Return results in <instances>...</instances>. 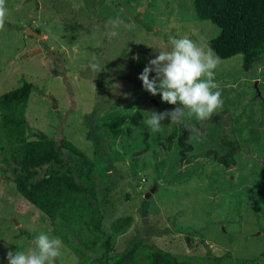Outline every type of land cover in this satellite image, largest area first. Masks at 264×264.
I'll list each match as a JSON object with an SVG mask.
<instances>
[{"label": "rangeland", "instance_id": "obj_1", "mask_svg": "<svg viewBox=\"0 0 264 264\" xmlns=\"http://www.w3.org/2000/svg\"><path fill=\"white\" fill-rule=\"evenodd\" d=\"M6 7L0 95L23 81L31 83L25 114L29 127L57 142L66 139L84 152L96 166L99 187L106 186L104 175L116 179L120 173L107 192L111 204L100 205L107 228L118 217H133L130 229L116 238L114 253L141 238L149 249L178 258L229 253L232 259L222 264H264V60L245 72L239 68L241 55L218 58L215 82L222 91V110L204 121L186 112L179 122L193 146L187 156L195 155L187 164L178 148L176 154L162 149L174 124L170 118L162 121L160 132L143 122L144 111L171 112L178 105L152 96L139 76L160 51L170 50V37L187 36L209 49L206 42L219 29L196 19L192 0H6ZM116 17L134 27H121L120 36L109 40L107 22ZM145 25L151 29L145 31ZM27 27L43 38L28 36ZM93 62L100 72L91 70ZM93 128L112 151L123 154L112 172L105 169L112 154L106 158L93 150ZM224 137L239 143L236 164L228 169L200 155L206 150L223 154ZM129 147L133 150L124 152ZM6 170L0 159V264H9L10 250L32 246L22 231L33 240L40 233L52 237L49 221L19 196ZM191 231L201 233L203 240ZM55 264L79 263L63 245ZM193 264L212 262L207 258Z\"/></svg>", "mask_w": 264, "mask_h": 264}, {"label": "trees", "instance_id": "obj_2", "mask_svg": "<svg viewBox=\"0 0 264 264\" xmlns=\"http://www.w3.org/2000/svg\"><path fill=\"white\" fill-rule=\"evenodd\" d=\"M192 6L197 20L210 21L219 29V33L206 42L219 59L241 55L239 68L245 72L264 60V0H192ZM150 27L145 25L143 29L149 31ZM131 54L133 52L120 55L118 61ZM33 89L31 83L23 81L17 89L0 95V154L3 156L0 159L7 167L6 172H10L11 183L19 196L49 221L48 233L60 238L79 264H193L207 258L212 264H222L232 259L229 253L222 257L208 253L206 258L200 259L193 255L178 258L155 247L149 249L141 238L123 252L114 253L116 238L124 235L133 223V217L122 216L114 219L108 228L104 225L106 211L101 210V206L111 204L107 192L119 181L120 173H115L116 179L111 174L104 175L106 186L99 187L96 166L84 152L66 139L57 142L31 129L25 114ZM92 131L94 152L106 158L109 154L113 156L105 163V169L112 172L114 162L123 154L112 151L97 128ZM188 134L182 124H172L167 145L162 149H173L176 154L178 148L180 160L190 164L195 155L187 156L193 150L187 142ZM221 141L225 148L223 154L206 150L200 155L228 169L236 164L239 143L226 137ZM130 150L133 147L125 148L124 152ZM146 204L147 201H143V217ZM191 233L203 240L201 233ZM21 234L33 241L26 231ZM253 263V260H243L239 264Z\"/></svg>", "mask_w": 264, "mask_h": 264}, {"label": "clouds", "instance_id": "obj_3", "mask_svg": "<svg viewBox=\"0 0 264 264\" xmlns=\"http://www.w3.org/2000/svg\"><path fill=\"white\" fill-rule=\"evenodd\" d=\"M7 15L6 0H0V31L6 30ZM107 24L110 28L105 34L109 40L120 36L121 27L129 30L134 27L120 17L110 19ZM169 44L170 50L160 51L139 76L144 90L152 96L159 95L163 102L178 105L171 112L152 110L142 113L143 122L152 132H160L165 119L179 123L187 112L204 121L223 108L222 91L215 82L219 59L213 51L206 50L187 36L170 37ZM90 68L94 73L100 72V65L96 62L91 63ZM153 71L155 77L150 78ZM31 243L27 251L10 250L7 254L9 264H55L62 255L63 242L58 237L40 233Z\"/></svg>", "mask_w": 264, "mask_h": 264}, {"label": "water", "instance_id": "obj_4", "mask_svg": "<svg viewBox=\"0 0 264 264\" xmlns=\"http://www.w3.org/2000/svg\"><path fill=\"white\" fill-rule=\"evenodd\" d=\"M26 34L28 35V36H33V37H35V38H37V39H42L43 38V35L42 34H40V33H38V32H36V31H34V30H32V29H30V28H26ZM40 52V51H39ZM148 196V195H147Z\"/></svg>", "mask_w": 264, "mask_h": 264}]
</instances>
